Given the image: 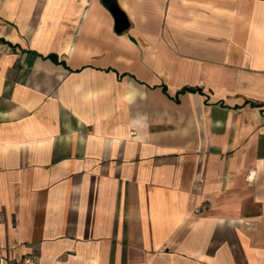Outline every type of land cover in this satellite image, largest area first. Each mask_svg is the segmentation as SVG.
Segmentation results:
<instances>
[{"label":"crops","instance_id":"1","mask_svg":"<svg viewBox=\"0 0 264 264\" xmlns=\"http://www.w3.org/2000/svg\"><path fill=\"white\" fill-rule=\"evenodd\" d=\"M29 253L264 264V0H0V256Z\"/></svg>","mask_w":264,"mask_h":264},{"label":"built area","instance_id":"2","mask_svg":"<svg viewBox=\"0 0 264 264\" xmlns=\"http://www.w3.org/2000/svg\"><path fill=\"white\" fill-rule=\"evenodd\" d=\"M0 264H42L40 255L36 253L14 255L11 257L0 256Z\"/></svg>","mask_w":264,"mask_h":264},{"label":"water","instance_id":"3","mask_svg":"<svg viewBox=\"0 0 264 264\" xmlns=\"http://www.w3.org/2000/svg\"><path fill=\"white\" fill-rule=\"evenodd\" d=\"M109 7L113 11L116 17V28L118 31H122L129 26V19L122 9L115 3L109 2Z\"/></svg>","mask_w":264,"mask_h":264}]
</instances>
